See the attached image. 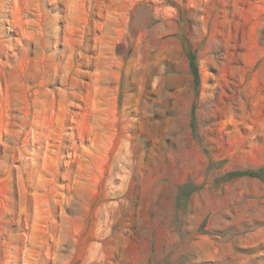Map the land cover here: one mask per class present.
<instances>
[{"label": "rangeland", "instance_id": "1", "mask_svg": "<svg viewBox=\"0 0 264 264\" xmlns=\"http://www.w3.org/2000/svg\"><path fill=\"white\" fill-rule=\"evenodd\" d=\"M0 264H264V0H0Z\"/></svg>", "mask_w": 264, "mask_h": 264}, {"label": "trees", "instance_id": "2", "mask_svg": "<svg viewBox=\"0 0 264 264\" xmlns=\"http://www.w3.org/2000/svg\"><path fill=\"white\" fill-rule=\"evenodd\" d=\"M261 172H238V173H230V180L243 177V176H249V177H259Z\"/></svg>", "mask_w": 264, "mask_h": 264}]
</instances>
